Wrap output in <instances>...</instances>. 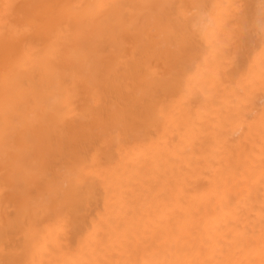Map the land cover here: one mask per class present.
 Listing matches in <instances>:
<instances>
[{"label": "bare ground", "instance_id": "obj_1", "mask_svg": "<svg viewBox=\"0 0 264 264\" xmlns=\"http://www.w3.org/2000/svg\"><path fill=\"white\" fill-rule=\"evenodd\" d=\"M0 264H264V0H0Z\"/></svg>", "mask_w": 264, "mask_h": 264}]
</instances>
